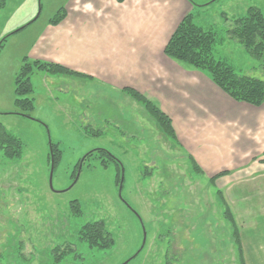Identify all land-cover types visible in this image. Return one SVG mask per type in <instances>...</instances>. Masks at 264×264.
I'll list each match as a JSON object with an SVG mask.
<instances>
[{"label":"rangeland","instance_id":"obj_1","mask_svg":"<svg viewBox=\"0 0 264 264\" xmlns=\"http://www.w3.org/2000/svg\"><path fill=\"white\" fill-rule=\"evenodd\" d=\"M64 1L7 0L0 11V42L7 37L0 48V124L22 151L16 159L0 150V264H242L233 258L224 214V206L230 212L239 204L227 200L224 188L218 194L180 148L173 127L169 137L129 88L117 97L81 73L35 71L31 118L15 113L14 79L22 60ZM195 1L189 13L194 23L216 34L214 60L264 81V53L252 57L229 39L230 23L220 17L222 11L243 16L249 7L264 16V0ZM49 143L60 151L52 172ZM98 149L118 159L121 172L113 163L103 168L95 155L85 158ZM73 201L81 206L79 216L71 211ZM96 221L113 239L111 248L78 240L81 226Z\"/></svg>","mask_w":264,"mask_h":264},{"label":"crops","instance_id":"obj_2","mask_svg":"<svg viewBox=\"0 0 264 264\" xmlns=\"http://www.w3.org/2000/svg\"><path fill=\"white\" fill-rule=\"evenodd\" d=\"M195 2L65 0L63 20L43 25L26 58L81 73L117 97L130 88L156 103L206 178L226 172L211 184L239 204L230 213L239 224L242 261L264 264V103L235 102L205 75L163 54Z\"/></svg>","mask_w":264,"mask_h":264},{"label":"trees","instance_id":"obj_3","mask_svg":"<svg viewBox=\"0 0 264 264\" xmlns=\"http://www.w3.org/2000/svg\"><path fill=\"white\" fill-rule=\"evenodd\" d=\"M6 1L7 0H0V11L5 7ZM214 1L215 0L212 2ZM64 16V10L60 8L49 20V23L51 25H56L63 20ZM223 22L226 24L228 22L230 23L229 28L226 30L229 39L235 40L241 44L252 57L261 58L263 56L264 16L258 8H247L243 16L230 18L223 15ZM21 29L22 28L18 29V31ZM6 39L7 37L0 42V48H2L3 42H5ZM216 42L217 38L215 32L195 24L193 15L188 14L182 19L171 35L163 49V54L185 69L194 70L205 75L211 83L231 100L254 107L261 106L264 103V81L253 77L237 75L233 68L225 62L214 60L212 51ZM35 71H41L50 75L84 77L58 64L29 60L25 57L14 79V107L16 108V114L27 118H31L30 112L34 109V100L31 97L33 87L30 82V77ZM126 92L145 108L147 113L160 124L162 129L167 130V132H165L169 137H174L171 120L160 110L156 103L133 89L129 88ZM92 135L97 136L96 133ZM49 148V158L51 159V165L54 167L60 157V151L55 144L49 143ZM0 150H3L4 155L8 158L18 159L22 154L19 139L7 133L1 124ZM93 155L100 159V165L103 168H106L109 163H113L116 172H121V163L109 152L101 149L93 150L89 152L85 158L94 157ZM225 174L226 172L219 173L210 178V182L213 183L216 178L224 176ZM217 192L221 194V191ZM70 207L74 216H79L81 214V206L77 201L71 202ZM224 209V214L231 227L236 254L239 256L240 262L244 264L241 258L242 253L238 227H236L231 213L228 212L227 206H224ZM77 236L78 240L85 243L89 248L108 249L114 245L113 239L105 230L103 223L99 221L83 224Z\"/></svg>","mask_w":264,"mask_h":264},{"label":"water","instance_id":"obj_4","mask_svg":"<svg viewBox=\"0 0 264 264\" xmlns=\"http://www.w3.org/2000/svg\"><path fill=\"white\" fill-rule=\"evenodd\" d=\"M18 31V30H17ZM53 170V165H51V172ZM122 181V180H121ZM49 183H51V175H50V179H49Z\"/></svg>","mask_w":264,"mask_h":264}]
</instances>
